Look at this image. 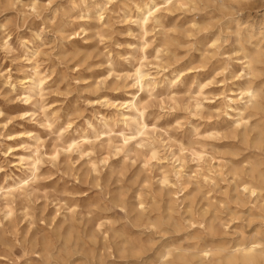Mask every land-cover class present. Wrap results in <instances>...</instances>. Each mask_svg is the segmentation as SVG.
<instances>
[{"label": "rangeland", "instance_id": "rangeland-1", "mask_svg": "<svg viewBox=\"0 0 264 264\" xmlns=\"http://www.w3.org/2000/svg\"><path fill=\"white\" fill-rule=\"evenodd\" d=\"M87 1V6L100 2L101 22L97 23L93 13L72 8L70 0H0V113H3L0 167L4 169L0 171V186L5 177H12L7 182L14 183L19 181L17 177L29 176L20 158L34 155L38 146L33 140L35 136L43 141L40 155L44 157L37 182L31 186L35 194L29 190L16 198L12 204V222L5 219L6 203L0 199V222L4 224L0 230V247L24 239L30 225L34 232L39 230L42 238L49 239L55 236L65 240L73 230V241L87 245L98 264H104L100 253L108 243H122L123 238L114 232L117 230L135 237L140 235L143 240L145 246L134 257L137 264H159V253L170 243L187 246L195 241L187 239L201 235L200 232L203 237H209L205 228L198 225L205 210H209L205 215L207 223L215 214L218 216L219 238L230 248L241 234L254 235L256 227L264 233V218L255 209L256 196H242V202L237 203L232 176L207 171L211 167L218 171L226 163L232 167L243 158L229 154V148L238 140L227 137L231 126L227 121L231 119L225 113L230 97L236 98L240 84L250 77H234L229 72H220L219 68L231 61L233 68L238 69L236 58L241 55L234 52L236 36L231 32L236 24L229 20L243 23L247 16L257 20V11L264 7V0L242 5L241 15L238 13L241 5H232L235 12L226 11L227 4L226 8L221 6L222 0H209L200 9L183 8L165 14L166 33L172 45L169 51L163 49L160 54L157 50L162 30L151 26L149 34L142 36L134 18L131 19L135 16L133 0ZM91 23L100 25V35L83 32ZM215 39L219 40L215 42ZM144 44L147 48L142 53L139 48ZM75 48L78 53L73 52ZM32 50L37 52L34 57ZM35 58L39 60L40 70L50 78L45 90L32 93L31 101L26 102L23 88L33 73ZM178 67L187 70L181 77L183 83L174 88L167 81L151 98L135 84L138 68L150 81L159 82ZM262 69L256 82L264 85V65ZM202 81L210 85L199 95L198 84ZM134 94L148 103L144 113L146 132L158 150L157 158L146 166L143 159L127 156L125 151L118 152L115 148L121 144L120 134L126 133L121 116L134 114L128 108ZM103 96L114 104L104 103ZM42 104L51 105L47 113H40ZM196 104L203 107L202 112L196 110ZM218 107L222 113L216 117L211 112ZM52 113H56V126L68 127L70 123L60 142L58 137L49 139L50 131L42 127L45 114L53 119ZM102 116H118L117 126L109 132L111 143L105 141L108 136L101 134L104 142H98L90 156L76 152L62 154L55 164L62 173L70 171L74 179L71 183L56 184L59 177L50 174L55 172L48 162L50 153L56 145L68 144L85 128L82 127L85 120L103 125ZM10 133L18 136L9 141ZM210 133L214 136L210 137ZM197 153L203 157L199 158ZM164 169L171 171L169 185L161 183ZM177 170L191 182L187 190H181L175 176ZM203 174L214 179L207 182ZM175 192L178 195H173ZM171 198L177 200L173 221H169L168 210ZM118 199L125 201L126 208L117 204ZM141 200L147 203L148 216L164 219L161 227L133 226ZM229 217L231 225L221 227ZM190 221L196 224L191 225ZM178 223L182 224L179 230L175 226Z\"/></svg>", "mask_w": 264, "mask_h": 264}, {"label": "bare ground", "instance_id": "bare-ground-1", "mask_svg": "<svg viewBox=\"0 0 264 264\" xmlns=\"http://www.w3.org/2000/svg\"><path fill=\"white\" fill-rule=\"evenodd\" d=\"M112 2L113 0H109ZM251 0H246L241 5L238 13L241 15L243 14V6L246 3H249ZM87 0H70V4L72 8H81L82 11H84L86 14L93 13L95 16V19L97 23L101 22L103 19V14L98 12V8L100 6V2L93 3L92 6H87L86 3ZM206 2H209V0H133V7L135 8V16L134 23L142 33V36H147L149 34V30L151 26H154V28L158 27L162 31L159 32V35L163 36L159 39V48H158V54L162 53L161 50L165 49L169 51L172 43L169 38V36L166 33V27H165V14H172L176 10H182L183 8L190 9H200V5L205 4ZM223 4L221 6L225 7V0H222ZM226 8V7H225ZM100 11V10H99ZM247 20L243 23L237 22L233 19H230L229 22L235 23L236 27L235 30L231 33L236 36V43H235V53L241 52V55L236 58L238 69L233 68V65L230 63L231 61L223 64L220 66V72L226 73L229 72L234 77H246L249 76L250 78L247 79L243 84H240V87L238 89L239 94H241L248 86L255 87L258 85V88L261 92H264V85L258 84L256 81L261 76L262 73V65H264V7L257 11V20L255 18H252V16H247ZM100 25L91 23L89 25V29H84L83 32L89 33L94 32L98 35H100ZM219 39H215L214 41L217 42ZM147 48V44L142 45L139 50L142 53H145ZM73 52H79L77 48L74 49ZM32 57L37 54L36 51H31ZM247 58V59H245ZM30 61V59L28 60ZM34 68L33 73L30 76L28 80H26L25 84L27 86L23 89H25L27 97L26 102L31 101L32 99V93L34 92H40L42 93L45 90V85L47 84V80H49L50 75H45L40 70L39 66V60L38 58L34 59ZM260 69V70H258ZM187 70H184V68H176L172 70L168 75H165V78L162 81H150L147 76V74H144L139 68L135 72V84L137 88L145 92L149 95V97H153L155 94V91L161 86V84L166 83L167 81L171 84H173V87L179 86L183 83V77ZM173 78H170V76L174 75ZM210 85L207 81H202L198 84V90L199 95H202L203 91L206 87ZM193 83L189 84V90L192 89ZM232 93H235L232 92ZM237 98V97H236ZM236 98L230 97L229 103H227L226 109H227V115L230 117V121H227L228 123H231L230 130L227 132V137H230L234 140H238V142L232 145L231 148H229V154L234 157H239L243 155V158L239 160L238 162H234L232 167H229L226 163L225 165H220V169L218 171H213L212 167L208 169V173L216 172L219 173L220 176H224L225 174L231 175L233 180L236 184V197L235 200L237 203L242 202V196L248 195L249 198H252L256 196V204L255 209L259 211V217L264 218V123L261 124V131H259L257 134H248L246 132V128L243 124H241L240 128H234L233 126L237 122V116L243 112V106L242 103H237ZM102 101L106 104H111V101L107 99L106 96L101 97ZM207 99V98H206ZM129 106L128 108L131 110L130 112H134L133 115H123L121 116L122 120V127L125 128L126 133H121V144L116 145L115 148L118 152H124L127 156L133 155L135 158H141L144 160V166L148 164V162L151 159L157 158L158 150L151 142L150 138L147 135L146 129L147 125L145 123V110L147 108V102H144V100L139 99L137 95L132 96V100L128 102ZM196 110L202 112L203 107L200 104L195 105ZM231 108V111L228 109ZM143 114L142 116L140 114ZM221 108L218 107L217 109H214L211 114L215 115L216 117H219L221 115ZM46 115V114H45ZM48 116V115H47ZM49 117V116H48ZM104 119L103 125L97 126L92 123L93 129H88L87 127L81 129L76 135H74L71 139V141L68 144H59L56 145L53 151L50 153L49 157H51L53 154L56 155V161H59L62 154L65 155H71L73 153H78L80 156H90L93 152V149L96 147V144L103 143L104 141L101 140V138L98 139V137H101L100 135H105L106 138L108 136V140L111 143V137L109 135V132L112 131L117 126V120L118 116H114L111 118H104V116L101 117ZM56 121V120H55ZM226 122V121H225ZM52 123V119L49 117V124ZM6 123L5 125H7ZM218 124V123H217ZM70 123H68L67 126H69ZM65 127L64 125H58L53 127L51 131H55L56 128ZM46 131H49V128L43 127ZM68 128V127H67ZM219 133V131L216 132V134ZM226 133V132H225ZM241 133H245V135H241ZM29 133H26L25 135L27 137H32V135H28ZM31 134V133H30ZM66 135V132L63 133V135L59 136L57 140L60 142L63 140V137ZM18 135L15 133H10L8 135V140L12 141L13 138L17 137ZM214 136V133H210V137ZM131 137H137L136 139H132ZM209 137V136H208ZM33 140L36 141L38 145V141H42L40 137L35 136L33 137ZM79 140H88L92 141L90 143H84V144H73V141H79ZM242 145L239 146V145ZM43 145V144H42ZM42 145H39V149ZM68 145H72L71 151H64L61 152L60 149H66ZM19 149V148H17ZM38 149V146L35 148V151ZM33 151V154L34 152ZM245 151L247 153L243 154ZM87 153V155H85ZM41 156V155H40ZM199 158H202L203 155L196 154ZM30 157H33L30 156ZM42 162V161H41ZM39 165H37V177L39 176ZM92 168L94 172H97V168L95 164H92ZM26 171L29 172V176L31 175V165L25 166ZM171 171L168 169H164L162 171V184L169 185L171 182L169 181V175ZM209 174H203V178L205 181L209 182L214 179L213 176ZM175 176L177 177L179 186L181 190H187L189 185L191 184L190 181L185 180L184 176L182 175V171H176ZM184 179V180H183ZM19 180V179H18ZM20 183V180L18 182L14 183H8L5 182V179L3 181V185L0 186V199H4L6 206L4 207L5 211V217L9 220V222H12V218L14 215V211L12 208V204L16 200V198L21 197L28 193L29 189H24L21 191L15 190L17 188V184ZM174 185V184H172ZM176 185V183H175ZM32 186V185H31ZM30 186V188H31ZM13 189L12 191H9V189ZM239 188H242V191H239ZM173 195H178L177 192H175ZM177 202L174 198L170 199V205L168 206L169 210V221H173L174 217L172 216L173 212H175V206L174 204ZM262 202V203H261ZM155 204H158L157 201L154 202ZM117 204L122 206L123 208H126L127 204L124 200L118 199ZM147 203L144 200H141L139 202L140 205V211L138 212V215L134 218L132 224L133 226L137 228L145 227V229H152V228H159L162 226L163 218L161 216L156 218H151L149 213H147L146 205ZM141 206H143L141 208ZM1 210V209H0ZM209 212V210H205L203 215H201L202 220L199 223L204 224V228L206 231V235L209 237H203V232H200L201 235H196L193 237H189L187 241L189 240H195L192 244H189L187 246L180 244L179 242H172L168 246L165 247L164 251H161L159 253V264L162 256L165 254V252L168 249H174L177 254L181 256L180 264H200L199 256L202 251L208 250L213 253V257L217 261H228L230 257H233L235 255L234 249L241 248L243 246H250L253 243H257L260 241H264V233L261 231H257L252 236H245L244 234H241L238 238L237 242L234 244L233 247H229L228 244H226L223 240L219 238V228L217 225L218 216L215 214L207 223L205 220V215ZM191 225H194L196 223L190 221ZM103 226V224H99V227ZM176 228L179 230V228L182 227V224L178 223L175 225ZM114 232L118 235V237L123 238L121 245H127L130 248H135L136 250L142 249L145 244L143 240L141 239L140 235L137 237L130 235L126 231H117L114 230ZM69 237L71 239H74L73 230L70 231L67 234V237L65 240H68ZM219 238V239H218Z\"/></svg>", "mask_w": 264, "mask_h": 264}, {"label": "clouds", "instance_id": "clouds-1", "mask_svg": "<svg viewBox=\"0 0 264 264\" xmlns=\"http://www.w3.org/2000/svg\"><path fill=\"white\" fill-rule=\"evenodd\" d=\"M246 0H225L227 4L226 11L235 12L236 9L232 5H238L245 3ZM247 59V58H245ZM260 70V69H258ZM237 103H242L243 112L237 116V122L233 126L234 128H240L243 124L248 134H257L261 131V124L264 123V92H261L258 85L252 87L248 86L241 94L236 98ZM51 105L42 104L40 106V113H47ZM231 111V108L228 109ZM227 114V113H225ZM3 115V113H0ZM143 115L142 113L140 114ZM56 113H52V123L49 124V117L44 116L42 127L49 128L50 136L59 137L68 130L67 127L56 128L55 131H51L55 127ZM88 129H93L92 123L89 120H85L84 124ZM70 127V125L68 126ZM28 135H31L30 133ZM47 135V134H46ZM245 135V133H241ZM100 137H98L99 139ZM136 139L137 137H131ZM92 141L79 140L73 141V144H84ZM43 141H38V149L34 152L33 157H21V163L24 166L31 165V175L27 177H17L20 183L17 184L15 190L21 191L29 189L35 194V189H31L30 186L37 182V165L41 163L44 157L40 156L39 145H42ZM72 145H68L66 149H60L61 152L71 151ZM31 150V149H29ZM3 153H0L2 155ZM87 155V153H85ZM56 155L53 154L48 158V162L55 168L54 174L59 177L56 184H63L65 182L71 183L74 177L71 176V172L62 173L60 168L56 166ZM103 163V161H101ZM3 167H0V171H3ZM83 170V168L81 169ZM41 179L43 177H40ZM67 178V179H66ZM5 182L12 177H5ZM2 190V189H0ZM13 189H9L12 191ZM143 206H141L142 208ZM25 219H28L27 209H25ZM7 219V217H5ZM201 229L205 226L203 223L198 224ZM231 225V217L223 222L221 227L227 228ZM238 224L232 230H235ZM4 229V224L0 222V230ZM162 230V229H161ZM256 231L259 227L255 228ZM109 240V239H108ZM107 240V241H108ZM235 255L230 257L228 261H217L213 257L211 251L205 250L200 253V264H264V241L253 243L250 246H243L241 248L234 249ZM137 250L130 248L127 245H120L115 242L108 243L107 247L100 253V260L104 264H137L134 259ZM127 257V259H124ZM181 256L177 254L174 249H168L160 260V264H180ZM0 264H98L97 258L87 250V245L81 246L78 242H75L69 237L68 240L57 239L52 236L50 239L42 238L39 230L33 231L32 225L27 229L24 235V239H16L10 246L0 247Z\"/></svg>", "mask_w": 264, "mask_h": 264}]
</instances>
